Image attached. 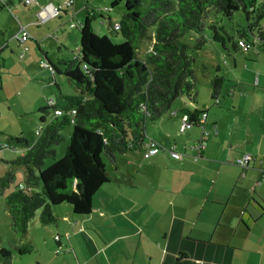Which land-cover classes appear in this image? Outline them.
I'll list each match as a JSON object with an SVG mask.
<instances>
[{
	"label": "crops",
	"instance_id": "crops-1",
	"mask_svg": "<svg viewBox=\"0 0 264 264\" xmlns=\"http://www.w3.org/2000/svg\"><path fill=\"white\" fill-rule=\"evenodd\" d=\"M63 1L31 0L30 5L23 6L18 0H0V10L9 8L10 11L17 5L15 9L22 6L27 12L35 13L26 16L28 19L23 25H18L17 31L23 26L30 36L21 44L15 40L18 53L31 52L29 40L32 39L38 51L48 59L67 60L61 52L71 48L79 38L72 36L76 28L70 25L82 24L88 13L95 19L107 16V22H111L107 10L92 9L85 0L82 3L72 0V6L55 18L39 19L40 7L59 6ZM7 27L0 25V51L6 49ZM48 38H53L52 49L57 50L52 53L53 57H49L48 43H42ZM9 50L10 54L15 52L12 48ZM4 64L0 63V69L7 67ZM5 72L8 71L5 69ZM5 75L8 73L0 76L2 97ZM252 75L253 72L247 70L230 71V78L222 73L223 81L211 110L212 106L198 104L196 100L192 107L183 102L180 106L173 105V102L166 115L146 123L145 141L150 140L164 149L173 148L182 155L181 160H173L165 150H160L145 162L141 151H136L118 156L114 164L104 163L110 181L92 197L90 214L73 217L70 212L65 216L71 219L73 227L79 224L78 231L85 232L98 250L97 258L83 264H264V247L251 249L247 245L252 231L264 227V208L255 210L242 201L232 203L226 195V186L233 184V177L223 180L226 173L222 168L226 167L225 163L235 166L234 158L249 153L252 159L248 168L235 166L241 172L239 177L256 172L255 185L248 186L251 192L264 181V172L259 166L264 156V102H256L264 93V75L258 74L251 85ZM261 77L263 85L259 88ZM211 81L207 85L209 91ZM52 82L61 94L67 95L60 81L53 79ZM225 83L230 85L227 90ZM50 87L51 83H47L46 89ZM256 90L262 91L260 97L256 96ZM73 91L78 94L75 88ZM40 96L46 103L53 99V96L48 97V91H42ZM184 110L204 112L205 118L199 126L180 133ZM200 116H196L197 120ZM201 138L205 145L194 160L197 153L189 147ZM213 176L215 181H211ZM258 237L264 240V230L259 231ZM253 255H258L259 260H251Z\"/></svg>",
	"mask_w": 264,
	"mask_h": 264
},
{
	"label": "trees",
	"instance_id": "trees-1",
	"mask_svg": "<svg viewBox=\"0 0 264 264\" xmlns=\"http://www.w3.org/2000/svg\"><path fill=\"white\" fill-rule=\"evenodd\" d=\"M135 1L125 3L117 23L121 43L114 44L106 35L94 33L91 23L95 16L88 13L78 29L79 48L72 60H50L43 54L44 63L52 70L47 83L54 76L64 77L78 94L63 95L55 86L57 92L51 103L39 109L41 123L49 112L52 118L36 143L29 147L25 139L7 136L6 144L0 146L24 149L23 155L9 163L23 166L24 178L4 197L13 243L23 240L38 210L41 226L56 224L52 209L62 204L70 207L73 217L89 215L92 197L110 181L102 158L114 164L118 156L141 151L147 122L166 115L180 96L194 103L192 58L187 54L189 46L181 41L186 33L197 34L192 46L195 50L206 42V27L211 31V40L224 49L225 41L234 52L242 54L264 46V3L258 0H152L141 12L133 9L131 3ZM235 12L244 15L245 27L231 22ZM218 15L230 22L236 35L217 26ZM109 24L111 28L114 25ZM152 28L153 35L149 36ZM146 40L151 52L140 58L137 51ZM222 81L221 76L213 77L211 99L217 96ZM55 111L60 115H54ZM182 113L192 127L197 126L196 116L204 114L187 110ZM68 125L72 126L68 145L63 156L55 160L53 146L62 142L60 132ZM48 158L52 164L44 167ZM14 178L11 170L0 177V194L9 189ZM15 249L18 255H25L33 252L34 246L26 241ZM10 257L8 251L0 249V264H9Z\"/></svg>",
	"mask_w": 264,
	"mask_h": 264
},
{
	"label": "rangeland",
	"instance_id": "rangeland-1",
	"mask_svg": "<svg viewBox=\"0 0 264 264\" xmlns=\"http://www.w3.org/2000/svg\"><path fill=\"white\" fill-rule=\"evenodd\" d=\"M78 1L82 3L84 0ZM85 1H87V5L92 9L107 10L111 23H118L124 11L125 3L129 0H118L117 5L111 9L110 5L114 0ZM151 1L152 0H136L135 3H131V5L135 11L141 12L148 7ZM258 1L260 3H264V0ZM16 7L17 5H15L14 8H11L10 12L7 11L6 8L0 10V25L9 26L7 27L4 40L6 49L4 48V51H0V63L4 62L7 66L5 69L8 71L5 72L4 66L0 69V76L2 73H8V75H5L7 77H4L5 85L3 89V97L0 96V146L6 144L7 136H14L25 139L29 147H31L36 143L39 137L36 135L38 129H40V134H42L41 130L52 118V114L49 112V114L44 116L45 122H40L41 113H39V109L45 107L47 104L44 99H41L42 96H40V94L42 91H48V97L50 98V96H53L54 98L57 90L56 87L52 85L53 82H51V87L46 89L47 80L52 76L49 70L41 67V63L46 61L43 58V55L38 51L34 40H29V44L32 46L31 52H23L22 59L24 58V61L21 62L22 59H18V55L22 53H18V50L15 49V35L18 32V25H23L28 19L26 16L31 14L33 16L35 13L33 11L27 12L24 8H22V6H18L17 9L20 8L19 10H21V13H19V11L15 9ZM106 19L107 16L104 18L94 19L91 23L93 30L100 36L106 35L114 44L121 43L122 38L120 34L112 31L110 24ZM215 19L218 27L223 26L224 30L227 31L228 34L236 35L235 29L232 28L229 21L221 19L219 15ZM231 22L234 25L237 24L242 27H245L246 25L245 17L241 12H235L232 15ZM262 27L263 24H260V28ZM41 29H44V27L41 26ZM9 30L10 32H8ZM253 31L257 33L258 29L254 28ZM73 32V37H76V35L79 36L77 29H74ZM153 32L154 29L152 28L148 31V35L152 36ZM262 34H264V31H262ZM196 37L197 34L190 31L182 37L181 41L189 46L187 54L192 58V95H194V99L198 104L203 102L207 107L212 106L209 110L214 107V100L211 99L210 96L211 89L209 91L207 85L215 75L222 77L223 73V75L225 74L228 78H230V71L243 73L247 70L253 72L251 85H253L254 79L258 74L264 75V46L257 51L251 50L247 54H242L241 52H234L231 49L230 44L225 41L224 49L220 43L211 40V31L208 27H206L204 31L206 42L201 49L195 50L192 46ZM52 40L53 38H48L47 41H42L43 45L46 42L48 43L47 49L50 54L49 57H53L52 53H57L56 49H52L54 45L51 43ZM78 40L73 43V46L68 48L67 51L61 52L65 53L67 60L73 59V52L79 47ZM149 43L150 42L146 40L141 44L139 50L137 51L138 57H143V54L151 47ZM10 48L15 50L13 54H10ZM234 63L235 66H233ZM21 64H25L26 68L22 67ZM53 79L61 82L59 85L62 86V91H64V93L68 96H76L73 91V85L66 81L65 78L61 76H54ZM262 83L263 81L261 77L259 88L263 85ZM225 84L226 85L224 87L225 90H227L230 85L227 83ZM255 93L258 97L262 95V91L260 90H256ZM258 100H260V104L264 102V93L261 96V99H256L257 103ZM180 102H183L186 106L188 105L190 107L194 105L185 95L177 98L173 105L180 106ZM200 108L202 107L200 106ZM71 131V125L65 126L61 130L60 135L63 137V140L61 143L53 146L55 151V160L60 159L63 156L68 145V139ZM14 148L15 149L13 150L0 148V177H2L8 170H11L15 176L14 182L10 185L9 189H6L3 194H0V249L6 250L11 254L9 264H83L89 259L97 258L98 250L85 235V232L78 231L79 224L76 227H73L71 219H67L65 217L67 213L69 214L71 212L70 207L67 204H62L52 209V215L56 220V224L54 226H41L38 221L39 210L36 211L33 219L28 225L26 236L20 242L21 244H25L26 241L31 242L34 246V250L33 252L25 255L17 254L15 248L20 243H13L12 241L13 235L10 230V218L6 211L4 202L5 195L10 193L18 183L22 182L24 178L25 169L23 166L9 164L20 156V152L24 153V149L18 147ZM52 161L53 160L50 158L46 159L44 161V167L50 166ZM261 161L263 164H259V166H262L261 170L264 172V156H262ZM102 162L107 163L103 158ZM225 166L226 167H222L223 171L226 173L223 180L227 181L233 177V182H231L233 184L231 186H226V195L231 202L235 203L242 201L244 204H249L252 207L254 206L253 208L255 210H258L259 207L264 208V181L259 187L255 188L254 192H251V189L249 190L248 188L250 185L252 187L255 185L258 178L256 172L254 174L247 172L246 176L241 178L239 177L241 172L238 168L233 166L231 163H225ZM108 168H110V165H108ZM235 176L236 180L234 182ZM211 181H215L214 176L211 178ZM260 228L261 229L253 230L249 241H247V245L251 249H257L258 246L264 247V240L258 237L259 231L264 230V227ZM244 241L245 240H243V242ZM262 254V262L264 263V248ZM250 259L256 262L259 260V257L258 255H253Z\"/></svg>",
	"mask_w": 264,
	"mask_h": 264
},
{
	"label": "built area",
	"instance_id": "built-area-1",
	"mask_svg": "<svg viewBox=\"0 0 264 264\" xmlns=\"http://www.w3.org/2000/svg\"><path fill=\"white\" fill-rule=\"evenodd\" d=\"M20 3H22L23 6H28L31 4V0H18ZM4 4V3H3ZM72 6V0H64L59 6H54V5H46L43 7L39 8V12H38V17L41 21L46 20L48 18H55L57 16H59L63 11L67 10L68 8H70ZM9 10V9H8ZM71 28H76L79 29L80 28V24H72L70 25ZM118 25L114 24L112 27V30L114 32L118 31ZM29 35L25 30V27L23 26H19V30L17 35L15 36V40L18 43H23L26 40L29 39ZM147 52H151V47L147 50ZM23 54H19L18 55V59H22ZM41 67L43 69H47L51 72L52 74V70L51 68L47 65V63L42 62L41 63ZM51 103V102H50ZM74 113V112H72ZM54 115H60L59 111H55ZM205 118L204 114H201L200 118L197 120V126H199L202 122L203 119ZM192 126L189 122V118L187 115L182 114L181 116V124H180V128H179V132H184L185 130L190 129ZM40 133V129H38V131L36 132V135H39ZM205 135V134H204ZM204 143H203V139H199L198 141H196L195 143H193L189 148L194 150L197 154L194 157V160H197L199 155L198 153L204 148ZM160 150H165L170 158H172L173 160L179 161L182 158V155L176 151H174L173 148H169V149H164L160 146H158L157 144H155L152 141H145L144 142V146L141 149V153H142V160L146 161L149 160L150 158L154 157L156 154H158V152ZM251 156L249 153H243L241 154L239 157L234 158L233 160V164L235 166H237L240 169H246L248 168V164L251 161ZM20 188H22V186H20Z\"/></svg>",
	"mask_w": 264,
	"mask_h": 264
}]
</instances>
